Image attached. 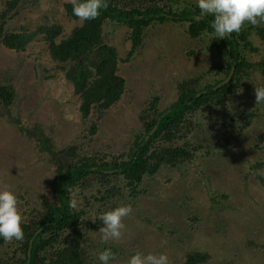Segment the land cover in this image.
<instances>
[{"label": "rangeland", "instance_id": "obj_1", "mask_svg": "<svg viewBox=\"0 0 264 264\" xmlns=\"http://www.w3.org/2000/svg\"><path fill=\"white\" fill-rule=\"evenodd\" d=\"M65 1L22 0L20 13L8 27L35 31L44 23L56 22L63 27V36L68 35L82 20L66 16ZM184 30L183 24L173 22L149 28L139 52L130 61L119 63L126 90L101 119L97 107L89 117L82 116L80 96L64 71L50 60L44 39L35 38L21 52L0 44V82H12L18 97L10 116L0 110V187L7 185L15 191L22 214L40 205L43 197L55 198L51 191L54 166L10 117L19 116L21 125L43 132L59 148L81 142L85 153L119 152L141 130L139 114L152 95L161 96L162 109L170 106L176 100V82L206 67L201 59L204 54H188L195 43ZM128 34L125 25L103 28V38L116 46L122 59L131 48ZM252 38L261 48L251 56L257 60L264 56V43ZM261 79L254 73L235 102H244L243 108L256 118L254 127L247 130L252 139L244 136L240 142L244 150L236 152L238 156L215 153L201 157L186 173L179 167L163 168L153 177H145L138 186L140 192L126 193L118 201V206H132V212L123 218L121 238L102 243L98 230L103 224L89 233L96 256L113 247L116 259L110 264H126L135 251L166 253L170 264H186L190 252L208 254V259L197 264H264V185L250 169L262 157L261 150L252 148L253 137L264 135V102L257 104L255 99V86L262 87ZM93 123H97V131L91 136L88 128ZM93 264L100 262L94 259Z\"/></svg>", "mask_w": 264, "mask_h": 264}, {"label": "trees", "instance_id": "obj_2", "mask_svg": "<svg viewBox=\"0 0 264 264\" xmlns=\"http://www.w3.org/2000/svg\"><path fill=\"white\" fill-rule=\"evenodd\" d=\"M20 1L0 2V44L21 52L41 36L50 60L64 71L80 96L79 109L84 118L90 116L94 107L98 108L97 118H103L106 110L121 99L126 79L119 72V63L133 59L154 25L183 24L185 34L195 43L188 54H204L200 58L206 67L176 82V100L170 106L162 109L161 96H151L139 114L141 130L134 133L125 149L116 153H85L81 142L59 148L43 132L21 125L19 116L10 117L25 136L36 141L43 158L54 166L51 191L55 198L43 197L40 205L25 210L23 240L5 242L0 238V264H93L97 260L96 246L89 233L103 224L99 216L118 206L126 193L140 192L138 186L145 177H153L163 168L179 167L186 173L201 157L215 153L238 156L236 152L244 150L240 143L243 137L252 139L247 130L254 127L255 114L243 108L244 102H235L244 82L254 73L261 76L264 87V56L251 58L261 52L252 37L264 43V25L248 24L238 34L219 39L209 26L211 17L198 23L193 19L199 14L196 2L107 0V7L95 19L82 20L63 36V27L56 22L44 23L35 31L9 28L8 24L20 13ZM63 7L69 19H79L72 14L71 0L65 1ZM111 24L125 25L129 31L131 48L125 59L119 57L115 45L103 38L104 26ZM17 98L12 82H0V110L4 115L10 116ZM96 131L97 123L89 126L88 134L93 136ZM253 140V150H261L262 157L251 163L250 169L264 185V135ZM73 199L77 201L75 208L69 207ZM216 199L212 201L219 203ZM206 259V253L190 252L185 262L197 264Z\"/></svg>", "mask_w": 264, "mask_h": 264}, {"label": "clouds", "instance_id": "obj_3", "mask_svg": "<svg viewBox=\"0 0 264 264\" xmlns=\"http://www.w3.org/2000/svg\"><path fill=\"white\" fill-rule=\"evenodd\" d=\"M71 3L72 14L81 20L95 19L100 10L107 7V0H71ZM195 6L199 14L193 19L198 23L205 17H211L209 26L219 39H226L232 33L238 34L242 27L248 24L264 25V0H196ZM255 99L257 104L264 102V87L255 86ZM76 206V200L69 202V207ZM131 212L130 204H122L104 211L99 216V220L103 222V226L98 230L102 243L121 238L123 218ZM22 223L17 194L7 185L0 187V238L5 242L23 240ZM97 259L100 264H110L116 259V253L106 247L99 252ZM126 264H170V261L168 255L163 252L154 254L135 251L128 257Z\"/></svg>", "mask_w": 264, "mask_h": 264}, {"label": "water", "instance_id": "obj_4", "mask_svg": "<svg viewBox=\"0 0 264 264\" xmlns=\"http://www.w3.org/2000/svg\"><path fill=\"white\" fill-rule=\"evenodd\" d=\"M232 72H233V70L231 71V73H230V75H229V77L225 80V82H227L228 80H229V78H230V76H231V74H232ZM156 127H154V129H155ZM153 129V130H154ZM153 130H151L150 131V134L153 132ZM28 256L30 257V251L28 252ZM27 264H29V261H28V263Z\"/></svg>", "mask_w": 264, "mask_h": 264}]
</instances>
